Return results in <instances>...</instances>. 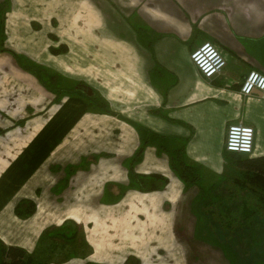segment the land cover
Returning <instances> with one entry per match:
<instances>
[{"label": "crops", "instance_id": "1", "mask_svg": "<svg viewBox=\"0 0 264 264\" xmlns=\"http://www.w3.org/2000/svg\"><path fill=\"white\" fill-rule=\"evenodd\" d=\"M0 12V242L36 258L47 250L42 262L48 264H146L147 257L182 250L190 234L195 251L210 254L197 264H214V246L202 238L212 231L203 214L190 210L204 193L188 188L194 197L182 213L198 222L193 230L176 227L166 206L178 209L187 188L158 146L148 145L135 169L169 182L153 192L129 190L117 203L101 205L102 195L92 210L104 213L93 226L89 196L66 207L56 199L69 189L127 184L126 161L141 145V129L165 136L169 148L184 146L205 188L242 170L224 147L230 125L253 126L255 148L248 156L264 155V93L241 91L251 71L264 75V0H0ZM209 42L227 60L211 79L190 59ZM60 45L67 51L53 54ZM42 69L50 87L81 93L47 88L34 72ZM88 89L116 115L91 109L83 95L92 93ZM33 196L37 211L17 216L19 201ZM69 220L82 224L87 255L59 239L52 247L49 237L56 233L47 235L49 229ZM43 238L48 246L39 249ZM57 250L65 252L61 260L52 258Z\"/></svg>", "mask_w": 264, "mask_h": 264}, {"label": "trees", "instance_id": "2", "mask_svg": "<svg viewBox=\"0 0 264 264\" xmlns=\"http://www.w3.org/2000/svg\"><path fill=\"white\" fill-rule=\"evenodd\" d=\"M0 12V25L2 24ZM66 45H60L59 47H52L51 52L53 54H60L67 51ZM8 50V48H6ZM33 71V70H32ZM45 83L42 73L34 71ZM82 84V83H81ZM47 88L54 90L58 94L66 93L69 95H76L81 93L82 89L73 88L70 90L55 89L45 83ZM92 93L88 94L86 91L83 95L87 98L89 106L93 110L100 111L102 113L116 115V113L110 108L109 103L101 96L95 93L91 89ZM165 136L147 129H141V145L136 151L134 157L127 162L128 170L130 173L129 184L119 185L121 187V193L119 196L114 197L112 194V200L117 201L122 198L123 194L128 190H137L140 192H153L163 188L169 182V179L160 173H152L149 175L142 174L136 171L135 165L139 161L145 152L148 145H155L159 147L160 151H165L170 156L171 167L177 174L180 180L185 184L186 188L197 187L204 195L212 193L214 189L225 185L226 194L223 197L225 204H230L234 201L241 200V210L239 216L232 219L227 216L223 210L216 212L215 219L222 225V227L232 230L234 227L241 225L243 222H249L253 217L258 215H264V155L257 157H243L242 154L237 152H231L237 158V164L242 169L238 177H232L227 181L220 183L219 185L213 184L208 188L202 185V176L200 166L191 163L185 152L184 146H180L176 149H172L166 146ZM37 205L31 199H22L15 207V213L19 217H29L36 212ZM69 223L74 227V231L67 233L66 231H59L57 234H51L50 240L52 241V247L57 246V239L63 241L61 246L66 245L74 246L73 253L80 252V247H87L88 243L85 241L83 235L80 236V229L77 223L74 221H66L63 226H67ZM80 248V249H79ZM84 252V251H83ZM85 253V252H84ZM0 254L2 260L0 264H48L37 260L35 255L29 254L23 247L18 245H5L0 242Z\"/></svg>", "mask_w": 264, "mask_h": 264}, {"label": "rangeland", "instance_id": "3", "mask_svg": "<svg viewBox=\"0 0 264 264\" xmlns=\"http://www.w3.org/2000/svg\"><path fill=\"white\" fill-rule=\"evenodd\" d=\"M48 69L43 70L42 69V76L47 82V84L50 83L49 76H48ZM55 85V84H54ZM75 84H68V87H73ZM58 87L59 84H58ZM91 110V109H90ZM92 111V110H91ZM226 133L225 132V139H226ZM225 139H224V147H225ZM248 155H244L246 157ZM130 161V160H129ZM128 162V161H126ZM127 166V163H126ZM128 168V166H127ZM130 180V179H129ZM129 184V181L128 183ZM127 184H118L119 185H127ZM116 184H107L105 188H84L80 189L77 191L76 189L74 191H68L64 198L61 196V198H57L56 201L61 204V206L66 207L69 206L73 202V205L77 204L78 202H81V199L84 201V198L86 196H89L91 200V214H90V226H93L97 220L96 216L101 212V215L104 213V209L101 211H94L92 210L94 205L96 204L97 208H99V202L98 199L103 195L102 199V204H109V203H117V201L112 200L111 194L116 197L119 196L121 193V187H118ZM132 190V189H130ZM129 191V190H128ZM129 192H125L122 196V198L126 195H128ZM226 194V187L225 185H222L220 187H217L214 189V191L210 194L203 195L201 200L200 198L197 197L196 203H192V207L190 210L193 212L199 211V213L203 214L204 216L203 221H201L205 228L207 230L212 231V235L209 237L208 235L203 236V240L209 241L211 244H213L215 251L213 252L215 256V263L214 264H264V215H258L252 218L251 221L249 222H243L241 225L234 227L232 230H228L214 218L216 215V212L219 210H223L224 213L229 216L232 221L235 219V217L239 216V211L241 210V200L239 201H234L231 202L229 205L224 203V196ZM34 197V198H33ZM32 198H23V199H31L36 203V197L33 196ZM77 197L79 200H77ZM194 197L193 190L186 189V192L182 194L181 200L177 204L178 209H171L173 208L171 205H167V209L173 210L171 213H175V220H173V224H177L176 227H183L186 230H193L195 226V221L194 219L190 218H185L183 215V211L185 209V206L187 207V202L188 199H192ZM22 200V199H21ZM72 201V202H71ZM71 202V203H70ZM56 205L58 209V205ZM67 204V205H66ZM84 205H79V210L83 208ZM77 208V207H76ZM56 210V208L54 209ZM37 211V209H36ZM108 211V209H107ZM97 213V214H96ZM140 213V212H139ZM33 216V215H31ZM29 216V217H31ZM26 217V218H29ZM138 217L143 218L145 216L143 215H138ZM24 218V217H21ZM140 220V219H139ZM51 221L54 222H60V219H52ZM73 221V220H69ZM75 222V221H74ZM81 222V221H80ZM63 223V222H62ZM65 223V222H64ZM61 224V226L53 224L52 227L49 229L50 231L47 233V235L52 233H59V231H66L67 233H71L74 231V227L69 223L67 226ZM77 223V222H75ZM79 229H80V236L82 235V224H78ZM206 230V231H207ZM189 233V232H188ZM208 233V232H207ZM44 235L46 239H48V236ZM196 237L194 235L186 234L184 238H182V242L184 243L182 250H177V251H170V252H160L158 256H150L145 259L146 264H152V263H157V264H166L167 261H170L169 259L174 257L175 259L178 260V264H197L200 262V258L204 260V254L206 253H201V251H195L197 246L195 244V239ZM201 238V239H202ZM44 239V238H43ZM41 240V245L39 249H42L45 246H48L49 239L48 240ZM43 241V242H42ZM72 248V246L70 245ZM68 247V249L70 248ZM82 252L81 254L87 255L88 254V248L87 247H80ZM48 249V248H46ZM181 249V246H180ZM46 252L42 251L39 253L37 256V259L39 260H48V253L49 251L45 250ZM85 253H84V252ZM87 252V253H86ZM204 252V250H203ZM143 254V253H142ZM65 255V252H62L60 250H57V252L53 253L52 258L54 260H61L63 256ZM208 257H210V254L207 252L206 254ZM202 256V257H201ZM2 260V256L0 254V262Z\"/></svg>", "mask_w": 264, "mask_h": 264}, {"label": "built area", "instance_id": "4", "mask_svg": "<svg viewBox=\"0 0 264 264\" xmlns=\"http://www.w3.org/2000/svg\"><path fill=\"white\" fill-rule=\"evenodd\" d=\"M190 59L201 74L211 79L220 74L227 64L223 52L213 43H205L195 49ZM255 90L264 93V75L258 71H251L242 85L244 95H251ZM256 131L253 126L233 124L227 128L225 149L243 155H252L255 148Z\"/></svg>", "mask_w": 264, "mask_h": 264}, {"label": "water", "instance_id": "5", "mask_svg": "<svg viewBox=\"0 0 264 264\" xmlns=\"http://www.w3.org/2000/svg\"><path fill=\"white\" fill-rule=\"evenodd\" d=\"M88 90H89L90 93L92 92L91 89H88Z\"/></svg>", "mask_w": 264, "mask_h": 264}]
</instances>
